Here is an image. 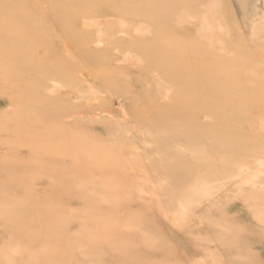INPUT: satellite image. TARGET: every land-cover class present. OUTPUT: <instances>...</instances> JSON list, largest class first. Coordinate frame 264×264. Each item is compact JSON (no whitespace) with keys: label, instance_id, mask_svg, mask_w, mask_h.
Masks as SVG:
<instances>
[{"label":"rangeland","instance_id":"obj_1","mask_svg":"<svg viewBox=\"0 0 264 264\" xmlns=\"http://www.w3.org/2000/svg\"><path fill=\"white\" fill-rule=\"evenodd\" d=\"M30 1L24 40L0 13V264H264V88L226 128L168 120L191 96L179 84L220 97L241 71L264 80V0H151V17L147 0ZM175 60L177 84L159 68ZM48 130L77 142L61 163L31 157Z\"/></svg>","mask_w":264,"mask_h":264},{"label":"bare ground","instance_id":"obj_2","mask_svg":"<svg viewBox=\"0 0 264 264\" xmlns=\"http://www.w3.org/2000/svg\"><path fill=\"white\" fill-rule=\"evenodd\" d=\"M26 1H28V0H0V13L3 11V2H6L9 6H12L13 8V10L14 11H16L17 10V13L15 14V17L13 16V15H11V16H9L7 19L9 20V18H10V20H17V23H14L13 25H12V28L11 29H9L8 31H7V33L9 34V35H13V36H18V35H23L22 37H21V39H23L24 40V38L26 37V34H24L25 33V31H24V28L25 27H27V25H29V24H27V23H29V20L30 19H27V18H22V13H20L19 11H18V9H19V4L21 3V6H22V2H26ZM76 1V0H75ZM81 1V0H80ZM159 1V0H158ZM31 3H33V0H31L30 1ZM94 3L95 2H97V0H94L93 1ZM100 2L98 1L95 5H97V4H99ZM82 4H84V3H82ZM125 5H127V3H124ZM151 4L152 5H154L155 4V2H151V0H147L145 3H143V5H144V8L150 13V17H151ZM157 4V3H156ZM74 5H75V3H74ZM94 5V6H95ZM120 5H123V4H120ZM124 5V6H125ZM84 6H85V4H84ZM83 7V6H82ZM98 6H95V8H97ZM117 7H119V6H117ZM193 7V6H192ZM91 8H93V6H91V7H87V8H84V9H77L76 11L79 13V14H81V12H84V11H86L87 12V10L86 9H91ZM76 9V8H75ZM110 9V8H109ZM119 9V8H118ZM126 9V10H125ZM125 9H123V7H120V9L119 10H113V9H110V11H112V13H117V14H120L121 12L122 13H124L125 12V14H127V13H129V11H133V9L134 8H127V6H126V8ZM47 10L48 11H50L54 16L56 15V12L55 11H53V9H51L50 7H48L47 8ZM124 11V12H123ZM124 14V15H125ZM186 14V13H185ZM53 15H52V17H53ZM153 15V14H152ZM1 17V16H0ZM7 19L6 20H0V24L2 25V24H4V23H6L7 22ZM56 19H57V17H56ZM192 19V18H191ZM54 20V19H53ZM185 20V19H184ZM208 28V27H207ZM68 29V28H67ZM262 29V28H261ZM195 32H196V37H195V41H194V43L195 44H200V40H198V36H201V34L199 33V32H201V27H196V30H194ZM1 34H3V33H1L0 32V36L2 37V35ZM207 35V34H206ZM206 37V36H205ZM202 40V39H201ZM209 46L211 47V39H209ZM204 42V41H203ZM203 44H205V43H203ZM212 44H213V42H212ZM214 45H216V44H214ZM223 45V44H222ZM229 45V44H228ZM217 47H220V46H218L217 45ZM228 47H230V45L228 46ZM228 47L226 48L225 47V45L224 46H222V50L223 51H225L226 49H228ZM205 48V47H204ZM203 48V49H204ZM212 48V47H211ZM214 48V47H213ZM232 48V47H231ZM230 48V49H231ZM206 49V48H205ZM216 49V48H215ZM217 49H219V48H217ZM221 49V48H220ZM229 49V50H230ZM214 50V49H213ZM221 50V51H222ZM7 50H3V52H6ZM183 51V50H182ZM198 51H199V53L201 54V47H200V45H199V48H198ZM206 51V50H205ZM215 51V50H214ZM217 51V50H216ZM219 51V50H218ZM231 52V51H230ZM233 53V52H232ZM234 53H235V51H234ZM237 53V52H236ZM235 53V54H236ZM238 54V53H237ZM237 54H236V56H237ZM240 54H238V57H240L239 56ZM202 56V55H201ZM213 55H212V53H211V56H210V58L212 57ZM232 56H234V55H232ZM203 57V56H202ZM145 60H146V58H144ZM152 60H156V55H155V57H153V58H151ZM207 59H209V58H207ZM241 61H242V57H241V59H240ZM138 62H139V59H138ZM236 63V62H235ZM143 64V63H142ZM146 64V63H145ZM160 64V63H159ZM230 64V63H229ZM232 64V63H231ZM229 65L228 66V70H230V69H240V70H243L244 69V67H245V64H242V63H236V66H234V67H236V68H234L232 65ZM140 65V64H139ZM144 65V64H143ZM226 65H228V63L226 64ZM225 65V66H226ZM160 67V70H161V72L163 73V75L166 73V72H168V71H170L172 74L170 75V78H166V76L162 79V80H164V79H168V80H171L172 81V83H175V84H177L178 83V79H176L175 77H171L173 74H176V72H178L179 71V69L177 70V67H179V65L176 63V60H175V62H173V63H170V64H168V63H162L161 65H159ZM145 68H147V67H145ZM222 68H224V66L222 67ZM149 69V68H148ZM225 69H227V68H225ZM216 70V69H215ZM224 70V69H223ZM244 71V70H243ZM1 72V71H0ZM216 72V71H215ZM223 72H228V71H226V70H224ZM242 73V71L239 73V75L236 77V80H235V82H236V84H235V86H237L236 88H234L233 90L230 88V90L232 91V92H230L229 91V89H226V90H228V91H226V92H229V93H231L230 95H228V93H225V94H223V95H221L220 97L219 96H211V97H208V95L209 94H203L202 93V91L201 90H199V87H198V85L197 84H192V83H189V84H183V85H181V84H179V86H180V90H179V92H181L182 94H185L186 92H190L191 93V96L188 98V99H186V100H184L183 102H182V107H180L178 110H175L174 111V113H173V115L172 116H169L168 114H166V115H168L169 116V119L168 120H171V122L173 123L172 124V127H178V129H180L179 128V126H178V123H183V122H185V120H187V122H190V121H192V123L194 124V127L195 126H199L200 125V127L203 125V121H208V122H210V123H208V124H212V126L215 124V123H217L216 125L217 126H223V127H225L226 128V126H229L230 124H231V121H230V119L228 120L227 119V115H229L228 113L230 112H232L231 110H235V109H238L239 111H243V113L244 112H247V111H249V110H247V109H249V108H247L248 107V105H250L249 104V100H250V98L249 97H251V96H253L252 94H253V92H255L254 93V96H256L257 95V91L258 90H260L259 89V87L261 86V88L263 87L264 88V80H258V79H256L253 75H250L251 73H244V74H241ZM227 74V73H226ZM163 75H161V76H163ZM258 75L260 76V78L262 79V78H264V69H258ZM159 76V75H158ZM160 76V77H161ZM157 78V77H156ZM157 79H159V78H157ZM249 80L248 81V84H246V80ZM156 86H158V85H156ZM234 86V85H233ZM231 87V86H230ZM262 88V89H263ZM187 89V90H186ZM168 91V90H167ZM166 91V92H167ZM261 91V90H260ZM234 93H236V95H234ZM34 94V93H33ZM36 94V93H35ZM38 94V93H37ZM256 94V95H255ZM262 94V93H261ZM264 94V93H263ZM262 94V95H263ZM261 95V96H262ZM260 96V95H259ZM259 96L257 97V100H258V98H259ZM240 98H244V100H243V102H241V100H240ZM262 98V97H261ZM264 100V99H263ZM263 100H262V102H263ZM251 102V101H250ZM257 102V101H256ZM256 102H253L252 103V106L253 105H255L256 104ZM203 104H205V105H207V108H205L204 107V105ZM216 107H218V108H216ZM169 110H171V109H169ZM247 110V111H246ZM236 111V110H235ZM24 112V111H23ZM258 112V111H257ZM260 112V111H259ZM258 112V113H259ZM20 113V112H19ZM32 112H30V114H31ZM237 113V112H236ZM236 113H235V116H236ZM264 113V112H263ZM15 114V113H14ZM13 114V115H14ZM22 114V113H21ZM29 114V115H30ZM75 114H77V113H75ZM79 114V113H78ZM161 114H163V113H161ZM26 115V114H25ZM28 115V118H30L31 116H29ZM259 115V114H258ZM18 116V115H17ZM27 116V115H26ZM162 116H164V114L162 115ZM237 116H238V114H237ZM247 116V115H246ZM263 116V115H262ZM154 117H158V115L156 114V116H154ZM161 117V116H160ZM226 117V118H225ZM229 117V116H228ZM231 117H232V115H231ZM258 117H260V116H258ZM238 118H239V116H238ZM243 118H246V117H243ZM237 119V118H236ZM236 119H234V120H236ZM63 120V119H62ZM233 120V121H234ZM247 120V122L249 123L250 121H248V120H250V119H248V117L246 118V119H243L242 121H246ZM232 121V122H233ZM236 122H238V121H236ZM253 122V121H252ZM263 122H264V120H263ZM262 122V123H263ZM38 123V122H37ZM259 123V122H258ZM261 123V124H262ZM44 125H46V124H44ZM182 125V124H181ZM180 125V126H181ZM259 125V124H258ZM263 126H264V123L262 124ZM208 126V125H207ZM260 126V125H259ZM48 127V126H47ZM204 127V126H203ZM203 127H201V128H203ZM214 127V126H213ZM262 127V126H261ZM199 128V127H198ZM218 128H220V127H218ZM218 128H215V130H217ZM225 128H222L223 130L225 129ZM195 129H196V127H195ZM200 129V128H199ZM211 129H212V127H211ZM221 129V128H220ZM255 129V128H254ZM15 130V129H14ZM144 130V129H143ZM183 130V133H185V135H187L188 136V138H191L192 136H190L191 134H190V131L192 132V129L188 132V131H186L185 129H182ZM201 131H202V129H200ZM49 132H47V131H45V133L43 134V136L45 137V138H47L49 141V143H48V147L47 148H37L36 149V147H35V145H37V144H33V146L35 147H33L32 146V148H34V150H33V153L31 154V157H37V156H39V157H43V156H48V157H53L54 158V161H56V162H58V163H61L60 162V160L62 159V157L64 156V154H65V150L68 148V147H72V146H74V143L76 142V140L75 141H73L74 143L72 144H70V145H68L67 146V141H65L64 139H63V136L65 135V132H61V130H57V131H50V130H48ZM200 131V132H201ZM259 131H261V129L259 130ZM42 132H44V131H42ZM189 133V135H188V133ZM202 132H204V131H202ZM201 132V133H202ZM225 132H227V131H225ZM25 133V132H24ZM183 133L182 132H179V130H177V131H175V132H173V133H171V136H170V139H171V141H173V140H178V139H176V138H179V137H181L182 135H183ZM193 133L195 134V131L193 130ZM192 133V134H193ZM231 133V132H230ZM229 133V134H230ZM147 134V133H146ZM226 134V133H225ZM196 136V135H195ZM200 135H199V133H198V136L197 137H199ZM203 136V134H201V137ZM206 136V135H205ZM224 136H226V135H224ZM229 136L230 135H227L226 137L228 138V139H230L229 138ZM251 136H253L252 134H251ZM231 137V136H230ZM250 137V136H249ZM185 138V137H184ZM203 138H204V136H203ZM206 138V137H205ZM248 138V137H247ZM254 138V137H253ZM253 138H251L254 142H257V141H255V140H257V138L254 140ZM73 140L75 139V138H72ZM168 139V138H167ZM166 139V140H167ZM169 139V140H170ZM208 139V138H207ZM59 140H60V142H59ZM209 140V139H208ZM250 140V139H249ZM259 140V139H258ZM261 140V139H260ZM18 141V140H17ZM63 141H65V142H63ZM185 141H186V139H185ZM193 141H194V136H193ZM209 141H213V140H209ZM208 141V142H209ZM233 141V140H232ZM178 142H179V140H178ZM207 142V143H208ZM214 142V141H213ZM216 142V141H215ZM228 142H230V140H228ZM227 142V143H228ZM77 143V142H76ZM197 143H199V141L197 142ZM219 143V142H218ZM206 144V143H205ZM209 144V143H208ZM220 144V143H219ZM224 144V143H223ZM225 144H226V142H225ZM224 144V146H227V147H231V146H229V145H225ZM253 144V143H252ZM257 144V143H256ZM30 145H32V143L30 144ZM30 145H28V146H30ZM207 145V144H206ZM233 145V144H232ZM198 146H199V144H198ZM219 146H221V145H219ZM245 146V145H244ZM252 146V145H251ZM254 146V145H253ZM256 146V145H255ZM202 147H203V145H202ZM246 147V146H245ZM101 149H105L104 148V146H102V147H100ZM221 148H223V147H221ZM232 148V147H231ZM253 148H256V147H253ZM252 148V149H253ZM258 148V147H257ZM49 149H52V152L51 153H49L48 151H49ZM228 148H226V150H227ZM241 149V148H240ZM250 149H251V147L249 146V151H250ZM246 150H247V148H246ZM242 152V151H241ZM49 153V154H48ZM249 153V152H248ZM246 154V153H245ZM233 155V154H232ZM183 156V155H182ZM247 156V155H246ZM179 157V156H178ZM181 157V156H180ZM183 158V157H182ZM206 158V157H205ZM210 158V162L212 163V165H211V167L212 166H214V165H216L215 163H214V159H211V157H209ZM231 158H232V156H231ZM187 160V159H186ZM202 160V159H201ZM212 160V161H211ZM220 161H221V159H219ZM99 162L100 160H95V161H93L92 162V167L93 166H96L95 165V162ZM205 162L203 163L202 161H201V164L203 165V164H205V163H208L209 161H206V160H204ZM224 161V160H223ZM213 163H214V165H213ZM178 166V165H177ZM203 166H205V165H203ZM202 166V167H203ZM207 166V165H206ZM183 167V166H182ZM186 167V166H185ZM219 167V166H218ZM204 168V167H203ZM213 168V167H212ZM212 168L210 169V168H205V169H207V170H205L204 169V171L203 172H207L208 174H210L211 173V171H212ZM180 169V167L178 166V170ZM208 169H210V173H209V170ZM215 169V168H214ZM218 169V168H217ZM216 169V170H217ZM107 170H109V169H107ZM184 170H186L185 168H184ZM183 170V171H184ZM216 170H214V171H216ZM221 170V169H220ZM219 170V172H221L222 173V171H220ZM133 171V170H132ZM180 171H182V169L180 170ZM225 171V170H224ZM100 172H102V173H105V170L104 171H102V170H100ZM202 172V173H203ZM182 173V172H181ZM221 173H220V176H221ZM225 173V172H224ZM204 174V173H203ZM213 174V172L211 173V175ZM205 175H206V173H205ZM215 175V174H214ZM225 175V174H224ZM227 175V174H226ZM207 177H209V176H207ZM206 177V178H207ZM211 177L212 176H210V178H208V179H211ZM227 180H229V179H227ZM231 180H232V178H231ZM231 180H229V182H231ZM245 182H248V181H245ZM250 182V181H249ZM251 183V182H250ZM209 184H212V183H209ZM224 184H228L227 182H225ZM247 184V183H246ZM256 184V183H255ZM254 184V185H255ZM251 185H252V183H251ZM261 185H263V184H261ZM228 186V185H227ZM230 186V185H229ZM250 186V185H249ZM224 187V186H223ZM253 187V186H252ZM257 188V187H256ZM262 188V187H261ZM222 189V188H221ZM228 190V189H227ZM227 190H225V191H227ZM200 191V190H199ZM198 191V192H199ZM209 192V191H208ZM220 192V191H219ZM201 193H203L202 191H201ZM211 193H213V194H215V192H211ZM210 193V194H211ZM225 192L223 191V194H224ZM220 194H221V192H220ZM233 194H235V193H233ZM198 195V194H197ZM212 195V194H211ZM217 195H219V194H217ZM236 195V194H235ZM204 196H206V195H204ZM225 196V195H224ZM232 196H234V195H232ZM214 197V196H213ZM219 197V196H218ZM146 198V197H145ZM219 199V198H218ZM221 200V199H220ZM201 201V200H200ZM195 202V201H194ZM193 202V203H194ZM12 203V202H11ZM178 203V202H177ZM191 204V203H190ZM196 204V203H195ZM2 205V204H1ZM10 205V204H9ZM179 207V206H178ZM181 207H183V206H181ZM178 209V208H177ZM184 209V208H183ZM186 209V208H185ZM261 209V208H260ZM69 212H71L72 210H68ZM179 211V210H178ZM174 212V211H173ZM186 212V211H185ZM178 213V212H177ZM262 213H264L263 211H262ZM130 215H131V213H129ZM174 214V213H173ZM68 215V214H67ZM67 215H65V216H67ZM129 215V216H130ZM175 215V214H174ZM172 216V215H171ZM24 220H28V221H31L32 220V217H29V215L28 214H24L23 216H21ZM29 217V218H28ZM69 217V216H68ZM132 217V216H131ZM146 219V218H145ZM173 219V218H172ZM64 220H65V218H64ZM128 220V219H127ZM128 221H130V220H128ZM9 222H11V221H9ZM127 222V221H126ZM220 226V225H219ZM220 230H221V228H220ZM161 231V230H160ZM223 240V239H222ZM177 248V247H176ZM10 249V248H9ZM117 249V248H116ZM115 249V250H116ZM178 249V248H177ZM13 250H14V248H13ZM176 250V249H175ZM177 251V250H176ZM14 252V251H13ZM14 253H16V252H14ZM5 256H4V258L6 257V254H4ZM6 259V258H5ZM6 261H8V260H6ZM9 263L8 264H10V261H8Z\"/></svg>","mask_w":264,"mask_h":264}]
</instances>
